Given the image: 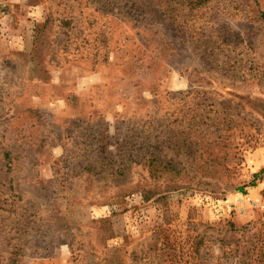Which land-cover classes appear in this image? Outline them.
<instances>
[{
	"label": "rangeland",
	"instance_id": "rangeland-1",
	"mask_svg": "<svg viewBox=\"0 0 264 264\" xmlns=\"http://www.w3.org/2000/svg\"><path fill=\"white\" fill-rule=\"evenodd\" d=\"M0 264H264V0H0Z\"/></svg>",
	"mask_w": 264,
	"mask_h": 264
}]
</instances>
